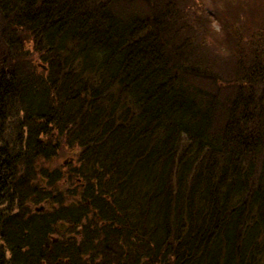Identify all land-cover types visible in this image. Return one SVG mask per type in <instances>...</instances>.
<instances>
[{"label":"trees","instance_id":"obj_1","mask_svg":"<svg viewBox=\"0 0 264 264\" xmlns=\"http://www.w3.org/2000/svg\"><path fill=\"white\" fill-rule=\"evenodd\" d=\"M212 1L0 0V264H264V0Z\"/></svg>","mask_w":264,"mask_h":264},{"label":"rangeland","instance_id":"obj_2","mask_svg":"<svg viewBox=\"0 0 264 264\" xmlns=\"http://www.w3.org/2000/svg\"><path fill=\"white\" fill-rule=\"evenodd\" d=\"M184 1L187 3V5H189L188 9L185 10V11H187L189 18L191 16H194V18L199 17V18L203 19V17H204L205 19L210 20V24L208 25V28H213L214 30H216L217 26L214 24V3L212 0H184ZM195 1H197L198 4ZM181 4L184 5L183 1H181ZM194 4L198 5L199 8L194 9ZM201 9H203V10H201ZM196 16H198V17H196ZM205 23H206V20H205ZM198 26L200 28V31H203V28L200 25H198ZM204 28H206V25H204ZM40 63H41V61H40ZM13 121H15V120H13ZM4 136H5V139H7V141L9 143H11V142L17 143L19 140V137H20V131H18L17 129H14V128H8V130L6 132H4ZM80 156L81 155L79 153L76 154L68 146H65L62 149V151L59 153V155L55 158V161L53 162V166L55 168H58V169H63L65 167H67L66 169H64V171H65L68 169V165L72 162V160H74V163L77 164ZM49 164L52 166L51 163H49ZM68 188H69V186L64 184V182H61V181L56 186L52 187V192L56 193L57 190H59V192L62 194V195H59L60 194L59 193L58 196L63 197L64 205H68V203L70 201V197H71V194L68 193V191H69ZM43 203H44V201L41 200L38 204H36V206H39ZM34 206H32L31 209H33ZM47 212H50V210ZM60 224L58 226L59 232L56 235L57 237H60L62 239H65V238L71 237V236L74 237L73 239L80 238L79 234H78L79 233L78 231L82 230V228L80 226L79 227L78 226L71 227L68 224H61V225ZM100 246L102 249L100 248L99 250H102L101 252L104 256V259H106L107 257L108 258L112 257V255H113L114 259H121V254L116 253V251L119 252V248L115 249L116 246L109 247V248L106 247L103 249V247H104L103 242H100ZM132 246H133L132 247V249H133L132 255H133L134 252L138 251V249L141 247V245L136 243ZM139 254L141 255V257L144 255V254H142V252H139ZM100 255H101V253H100ZM131 258L134 259L133 256H131ZM85 260H88V262L86 264H93L92 261H90L88 258H86ZM110 264H112V263H110ZM139 264H152V262L143 260L142 262L140 261Z\"/></svg>","mask_w":264,"mask_h":264}]
</instances>
